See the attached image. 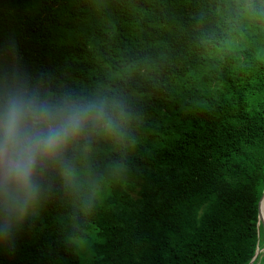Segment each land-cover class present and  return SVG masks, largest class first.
<instances>
[{
  "label": "trees",
  "instance_id": "obj_1",
  "mask_svg": "<svg viewBox=\"0 0 264 264\" xmlns=\"http://www.w3.org/2000/svg\"><path fill=\"white\" fill-rule=\"evenodd\" d=\"M13 80L110 118L69 175L37 172L40 217L0 205V264L258 263L264 0H0V95ZM105 169L138 197L95 192Z\"/></svg>",
  "mask_w": 264,
  "mask_h": 264
},
{
  "label": "clouds",
  "instance_id": "obj_2",
  "mask_svg": "<svg viewBox=\"0 0 264 264\" xmlns=\"http://www.w3.org/2000/svg\"><path fill=\"white\" fill-rule=\"evenodd\" d=\"M110 118L108 101L71 93L53 97L13 80L0 95V205L23 216L38 200L36 176L49 164H60L70 145Z\"/></svg>",
  "mask_w": 264,
  "mask_h": 264
},
{
  "label": "rangeland",
  "instance_id": "obj_3",
  "mask_svg": "<svg viewBox=\"0 0 264 264\" xmlns=\"http://www.w3.org/2000/svg\"><path fill=\"white\" fill-rule=\"evenodd\" d=\"M102 173V172H101ZM109 178V174H107V169H105V171H103L102 175H96L95 177H90L88 179H86V183L91 186L92 188H94L95 192H103L106 195L112 196L114 198H116L115 195L121 196L123 193L130 195L133 198H137L138 194H139V189L140 187L138 185L135 184L134 180H128V183H117L115 187H113L111 189L110 187V181H108L107 179ZM108 181V182H106ZM44 211V205L42 202V198L38 197V200L33 203L26 214H24L23 216H20L17 214L16 217H14L13 219V226L17 227L18 225H20L22 223V220L29 217V216H36V217H40V215L42 214V212ZM260 229V228H259ZM92 232H97V230L92 227ZM76 243L78 244V246L83 247V244L85 245L86 241L85 240H76ZM260 247L262 248V250L260 251V255L263 254L258 263L257 264H264V235L262 238V245H260ZM258 252V249H257ZM79 255L82 256L83 255V251H79ZM84 256V255H83ZM86 257V256H85ZM253 261H251L250 264H252Z\"/></svg>",
  "mask_w": 264,
  "mask_h": 264
},
{
  "label": "bare ground",
  "instance_id": "obj_4",
  "mask_svg": "<svg viewBox=\"0 0 264 264\" xmlns=\"http://www.w3.org/2000/svg\"><path fill=\"white\" fill-rule=\"evenodd\" d=\"M259 219H260L261 223H263V225H264V192H263V196H262V200H261V204H260ZM257 255H258V253H257Z\"/></svg>",
  "mask_w": 264,
  "mask_h": 264
},
{
  "label": "water",
  "instance_id": "obj_5",
  "mask_svg": "<svg viewBox=\"0 0 264 264\" xmlns=\"http://www.w3.org/2000/svg\"><path fill=\"white\" fill-rule=\"evenodd\" d=\"M259 222H261V221H260V219H259ZM262 224H263V223H262ZM263 226H264V225H263ZM259 228H260V225H259ZM257 253H258V252H256V255H255L254 259L256 258V256H257Z\"/></svg>",
  "mask_w": 264,
  "mask_h": 264
}]
</instances>
